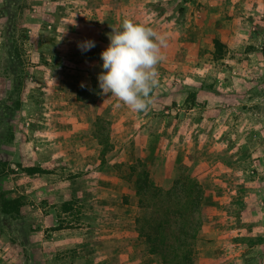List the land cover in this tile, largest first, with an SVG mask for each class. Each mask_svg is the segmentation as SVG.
Here are the masks:
<instances>
[{"label":"rangeland","instance_id":"1","mask_svg":"<svg viewBox=\"0 0 264 264\" xmlns=\"http://www.w3.org/2000/svg\"><path fill=\"white\" fill-rule=\"evenodd\" d=\"M125 18L166 37L143 112L78 93ZM86 39L95 47L82 52ZM140 159L163 189L178 176L203 187L196 264H264V0H0V191L23 203L15 218L0 200V264H132L150 253L139 230L156 201L137 193ZM109 238L123 244L113 260Z\"/></svg>","mask_w":264,"mask_h":264},{"label":"trees","instance_id":"2","mask_svg":"<svg viewBox=\"0 0 264 264\" xmlns=\"http://www.w3.org/2000/svg\"><path fill=\"white\" fill-rule=\"evenodd\" d=\"M180 13L184 12L181 6L178 8ZM216 55L220 57L222 51L221 42L216 40ZM93 85H84L81 90L88 92L90 98L84 101L94 102L101 94L97 78L93 79ZM81 97V96H80ZM196 98V92L188 94L187 99ZM82 99V98H80ZM104 117L99 115L94 135L103 145L101 154L112 147L109 144V128L105 125ZM136 164L131 165V171L135 172L137 177L135 185L137 193L143 203L147 194H152L156 201V211L151 218L143 219L144 224L140 228V237H145L150 246V253L158 255L163 264H196V239L202 226L201 207L204 198V189L196 180L185 176H178L172 186L163 189L157 186L153 179V174L143 160H138ZM24 170L27 174H38L44 170L38 166H28ZM2 212L12 216L21 217L23 215V203L20 198H11L0 191ZM137 218V222H140Z\"/></svg>","mask_w":264,"mask_h":264},{"label":"clouds","instance_id":"3","mask_svg":"<svg viewBox=\"0 0 264 264\" xmlns=\"http://www.w3.org/2000/svg\"><path fill=\"white\" fill-rule=\"evenodd\" d=\"M108 38L107 47L100 53L102 71L97 75L101 94L115 96L134 112L147 111L151 93L158 86L157 66L164 60L166 37L125 18L118 27L112 26ZM78 47L82 52L89 51L95 41L86 39Z\"/></svg>","mask_w":264,"mask_h":264},{"label":"crops","instance_id":"4","mask_svg":"<svg viewBox=\"0 0 264 264\" xmlns=\"http://www.w3.org/2000/svg\"><path fill=\"white\" fill-rule=\"evenodd\" d=\"M111 213L112 214L108 213L109 215L112 216L111 220L113 222L117 221L115 218H113V217H115V213L117 214V212L113 211ZM110 228H111V226H110ZM109 241L111 242L110 246H111V250H112V252H110V257H112L111 259L113 260L115 258L114 255H116V253H118V252H116V250H119L118 247L121 248V245H123V244H121L118 240H114L113 238H111V239L109 238ZM134 242H135V240H134ZM128 246H129V248H131L130 245H128ZM140 251L141 250H139V252ZM103 252H105V251H103ZM143 253H144V251L141 252V255H139L136 259H134V262L132 264H161L159 258L155 254H152L149 252L144 253V254ZM107 259L109 260L110 258L104 255L103 261H107Z\"/></svg>","mask_w":264,"mask_h":264}]
</instances>
